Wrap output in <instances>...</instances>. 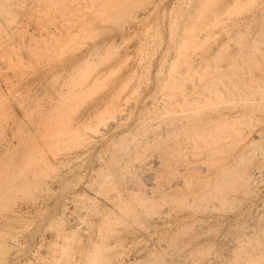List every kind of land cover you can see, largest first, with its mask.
Listing matches in <instances>:
<instances>
[{"label":"rangeland","instance_id":"374dc122","mask_svg":"<svg viewBox=\"0 0 264 264\" xmlns=\"http://www.w3.org/2000/svg\"><path fill=\"white\" fill-rule=\"evenodd\" d=\"M0 264H264V0H0Z\"/></svg>","mask_w":264,"mask_h":264},{"label":"bare ground","instance_id":"6f19581e","mask_svg":"<svg viewBox=\"0 0 264 264\" xmlns=\"http://www.w3.org/2000/svg\"><path fill=\"white\" fill-rule=\"evenodd\" d=\"M251 99V98H250ZM249 100V99H248ZM262 101V100H261ZM252 102V101H251ZM255 102V101H254ZM260 103V102H259ZM203 106V105H202ZM206 106V105H205ZM256 133V132H255ZM254 134V133H253ZM259 134V133H258ZM254 139V138H253ZM253 139H251V140H253ZM253 143V142H252ZM255 143V142H254ZM251 177V176H250ZM176 183V182H175ZM173 188V187H172Z\"/></svg>","mask_w":264,"mask_h":264}]
</instances>
